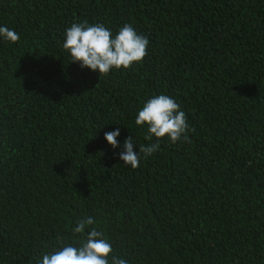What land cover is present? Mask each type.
Listing matches in <instances>:
<instances>
[{
	"label": "trees",
	"instance_id": "1",
	"mask_svg": "<svg viewBox=\"0 0 264 264\" xmlns=\"http://www.w3.org/2000/svg\"><path fill=\"white\" fill-rule=\"evenodd\" d=\"M83 21L130 24L148 54L81 69L62 45ZM0 26L20 37L0 38V264H37L58 234L79 246L85 217L128 264H264V0H0ZM160 94L190 143L122 166L128 136L150 143L135 118Z\"/></svg>",
	"mask_w": 264,
	"mask_h": 264
},
{
	"label": "clouds",
	"instance_id": "2",
	"mask_svg": "<svg viewBox=\"0 0 264 264\" xmlns=\"http://www.w3.org/2000/svg\"><path fill=\"white\" fill-rule=\"evenodd\" d=\"M0 38L10 44L20 39L16 31L6 26H0ZM148 45L147 37L138 34L130 24L123 25L113 35L102 24L89 25L87 21H83L73 23L66 29L62 49L69 54L71 63L79 64L81 69L97 72L100 77L107 76L114 70H127L134 64L139 65L148 54ZM135 125L147 129L144 140L150 143L141 145L138 152H135L133 139L128 136L124 141L123 151L119 154L124 167H139L141 154L146 159L158 151L162 139L171 144H176L181 139L190 143L185 112L173 98L165 94L154 96L142 105L136 115ZM119 134L120 129L117 128L105 133L104 140L115 149L119 146ZM153 139L155 143H151ZM94 225L92 217L78 220L71 231L73 237H83L78 240L79 246L64 243V238L58 234L57 243L63 246L52 253L43 254L37 264H128L124 258L111 255V244Z\"/></svg>",
	"mask_w": 264,
	"mask_h": 264
}]
</instances>
